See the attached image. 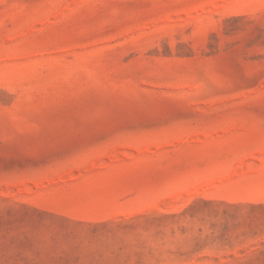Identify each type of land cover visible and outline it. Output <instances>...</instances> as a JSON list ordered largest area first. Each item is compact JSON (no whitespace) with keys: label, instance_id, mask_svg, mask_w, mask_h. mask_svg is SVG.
I'll return each instance as SVG.
<instances>
[{"label":"rangeland","instance_id":"obj_1","mask_svg":"<svg viewBox=\"0 0 264 264\" xmlns=\"http://www.w3.org/2000/svg\"><path fill=\"white\" fill-rule=\"evenodd\" d=\"M0 264H264V0H0Z\"/></svg>","mask_w":264,"mask_h":264}]
</instances>
